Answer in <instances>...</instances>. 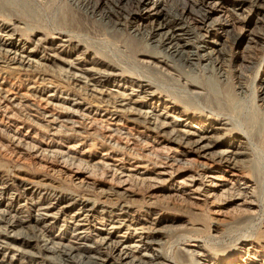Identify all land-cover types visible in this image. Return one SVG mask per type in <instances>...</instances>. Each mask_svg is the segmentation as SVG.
Segmentation results:
<instances>
[{
  "label": "bare ground",
  "instance_id": "bare-ground-1",
  "mask_svg": "<svg viewBox=\"0 0 264 264\" xmlns=\"http://www.w3.org/2000/svg\"><path fill=\"white\" fill-rule=\"evenodd\" d=\"M69 1L115 26L132 16L134 35V15L152 3L138 64L182 88L158 97L159 85L72 44L76 18L49 38L27 22L29 4L0 0V264H264L263 134L190 114L205 88L167 62L195 70L205 56L201 36L176 27L185 7ZM200 1L190 13L205 24ZM258 91L262 105L264 80ZM198 216L217 244L228 226L258 221L257 241L206 248Z\"/></svg>",
  "mask_w": 264,
  "mask_h": 264
},
{
  "label": "rangeland",
  "instance_id": "rangeland-1",
  "mask_svg": "<svg viewBox=\"0 0 264 264\" xmlns=\"http://www.w3.org/2000/svg\"><path fill=\"white\" fill-rule=\"evenodd\" d=\"M21 1L26 2L33 9L31 21L22 17L21 19L37 25L38 29L49 38L55 37L60 24L66 22L68 16H72L81 24L79 29L71 31L74 33L71 38L72 44H79V47L97 53V57L101 60L122 67L124 72L131 71L132 75L142 78L155 87L159 85L156 90L158 97H164V94L171 89L181 90V85L166 73L154 68H142L138 64V60L143 56L144 48L148 47L146 44L151 42L146 38L145 32L152 27V16L145 18V14H153L152 3L142 6L140 11L134 15L143 17L141 19L135 17V25L140 33L134 35L129 30V22L134 21L132 16L126 21H121L122 24L115 26L112 24L116 22L115 18H111L112 22H108L100 17L99 13L90 14L86 7L80 4L75 5L69 0ZM164 1L167 9H175L176 6L178 9L181 6L185 7L183 10L180 9L184 20L177 22L176 27H182V30L190 28L194 35L198 34L197 36L202 38L201 41L195 43V45L203 46L199 54L205 55L204 58L196 60L197 69L187 71L188 68L180 61L175 60L173 63L167 61L171 66L168 68L170 72L179 69L177 72L187 75L205 88L196 101L198 110L190 109V114L200 109L205 114H209L212 117L211 120L226 118L237 124L238 129L246 132L249 130V134L251 130L262 131L263 139L261 138L257 151L263 160L264 95L262 105L257 98L260 83L264 80V0H202L208 11L204 23H213V30L209 31H206L205 24L196 21L190 13V10L196 7L195 3L201 2L200 0ZM122 14L126 16L127 12ZM225 30L228 32L226 33ZM149 49L153 50L150 47ZM218 49L221 53L216 52ZM211 60L214 63L213 67L209 65ZM172 66L176 69L174 70ZM238 84L243 86L242 89L238 88ZM63 188L74 190L73 185L68 183H63ZM261 208H264V203L261 204ZM198 219L203 225V230L199 235L205 247L209 249H220L222 246L233 245L243 239L253 240L251 236L255 234L259 226L258 221L230 225L217 244L210 241L208 237L212 233L211 221L205 216H198Z\"/></svg>",
  "mask_w": 264,
  "mask_h": 264
}]
</instances>
